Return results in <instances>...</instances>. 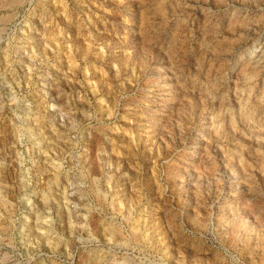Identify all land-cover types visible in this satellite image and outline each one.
<instances>
[{"label": "rangeland", "instance_id": "rangeland-1", "mask_svg": "<svg viewBox=\"0 0 264 264\" xmlns=\"http://www.w3.org/2000/svg\"><path fill=\"white\" fill-rule=\"evenodd\" d=\"M0 264H264V0H0Z\"/></svg>", "mask_w": 264, "mask_h": 264}, {"label": "bare ground", "instance_id": "bare-ground-1", "mask_svg": "<svg viewBox=\"0 0 264 264\" xmlns=\"http://www.w3.org/2000/svg\"><path fill=\"white\" fill-rule=\"evenodd\" d=\"M114 232V231H113Z\"/></svg>", "mask_w": 264, "mask_h": 264}]
</instances>
